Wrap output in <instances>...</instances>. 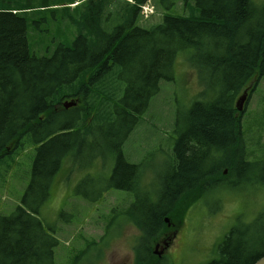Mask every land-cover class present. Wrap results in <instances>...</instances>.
Listing matches in <instances>:
<instances>
[{
	"label": "trees",
	"instance_id": "16d2710c",
	"mask_svg": "<svg viewBox=\"0 0 264 264\" xmlns=\"http://www.w3.org/2000/svg\"><path fill=\"white\" fill-rule=\"evenodd\" d=\"M2 1L0 160L7 158L4 165L9 169L20 149H36L20 205L10 215L0 214V264H56L57 230L45 226L41 211L61 192L65 198L60 190L69 182L70 163L75 167L79 162L81 168L101 157L114 162L111 177L118 181L98 189L97 195L121 190L135 196L128 208L114 211L141 233L134 248L136 264H162L165 258L153 253V245L172 233V225L183 223L188 207L226 184L242 166H255L246 161L242 118L264 77V5L253 0H171L166 7L182 4L191 10L190 17L166 15L160 25L145 29L140 8L149 0H81L73 8L76 0H37V5L28 0L18 6ZM152 3L156 6V0ZM59 13L76 37L69 45L63 34L53 52L35 56L29 21L41 31L38 26L46 16L57 19ZM180 54L198 76L200 98L184 116L177 115L175 157L159 202L153 204L138 189L141 167L129 163L123 149L161 83L175 81V68L184 60ZM67 101L75 107L65 109ZM222 156L224 162L210 164ZM90 180L86 177L77 190L83 193ZM83 195L88 204L96 203V197ZM113 221L107 223L102 240L113 230ZM205 231L201 237L206 238ZM236 238L229 232L213 245L214 252L206 251L218 256L207 264H256L264 257L248 253L244 243L231 246Z\"/></svg>",
	"mask_w": 264,
	"mask_h": 264
},
{
	"label": "rangeland",
	"instance_id": "374dc122",
	"mask_svg": "<svg viewBox=\"0 0 264 264\" xmlns=\"http://www.w3.org/2000/svg\"><path fill=\"white\" fill-rule=\"evenodd\" d=\"M27 1L6 0L2 3L18 6L27 4ZM35 1L37 5L38 1ZM170 1L164 4L162 0H156L157 7L152 3L156 13L147 20H141L140 26L152 29L160 25L166 15L190 17L191 10L184 9L182 4L166 7ZM253 1L258 6L264 5V0ZM147 14L150 15L149 9ZM46 18L47 21L38 26L41 31H35V25L32 20L29 21V44L31 53L37 57L46 56L48 49L53 52L62 42L63 34V39H67L69 45L77 35L75 29L73 31L63 21L64 14L59 13L57 19L48 14ZM44 30H48V33ZM180 56L184 60L175 68V81L161 83L160 93L151 101L147 113L140 119V126L131 134L123 149L128 162L141 167L142 184L138 186H142L141 193L146 195L150 203L159 200L166 171L172 168L171 158L175 157L174 145L179 136L175 127L177 115L180 113L184 116L200 98L198 76L187 64V56ZM242 129L246 161L255 163L254 168L249 170L247 166H242L241 171L235 172L226 184H219L215 192L188 207L183 223L175 225L179 226L178 234L167 233L161 237L159 251L165 243H171L169 250L164 253L166 258L162 264H207L218 256L217 253L207 254L206 251L214 252L213 245L220 244L229 232H234L238 237L231 246L244 243L248 253H264V77L253 93L249 109L243 114ZM35 149L26 145L19 150L9 169L7 165H1L0 214L10 215L20 205L31 179ZM225 159V156L215 157L210 164L215 166ZM6 161L7 158L3 163ZM79 165L76 162L74 167L70 163L72 172L69 182L64 183L60 190L65 192V198H62L61 192L43 207L40 215L45 226L57 230L59 246L55 249L56 264H134V248L141 239V233L125 217L114 211L122 212L134 203V194L112 190L101 197L97 195L98 189L113 187L118 181L111 177L114 167L112 160L105 163L101 157L95 159L92 165L86 163L81 168ZM88 176L91 182L83 193L79 192L78 185ZM83 194H87L89 199L96 197V203L88 204L89 200L85 202ZM63 211L66 213L64 216ZM112 218L114 228L102 240L107 223ZM69 222L75 224L62 225ZM191 228L196 232H190ZM175 230L172 228L171 232ZM201 231H205L206 238L201 237ZM93 243L97 246H92ZM155 247L154 244L152 250Z\"/></svg>",
	"mask_w": 264,
	"mask_h": 264
},
{
	"label": "water",
	"instance_id": "95a60500",
	"mask_svg": "<svg viewBox=\"0 0 264 264\" xmlns=\"http://www.w3.org/2000/svg\"><path fill=\"white\" fill-rule=\"evenodd\" d=\"M245 99H246V97L244 96L241 100H240V102H239V105H238V109L239 110H241L242 109V107H243V104H244V102H245ZM73 106V104H71V103H65L64 104V107L66 108V109H69V108H71ZM166 222L167 223H169V220L168 219H166ZM156 254H158V255H162V254H160V253H158V252H156ZM256 264H264V258H262L260 261H258Z\"/></svg>",
	"mask_w": 264,
	"mask_h": 264
},
{
	"label": "bare ground",
	"instance_id": "6f19581e",
	"mask_svg": "<svg viewBox=\"0 0 264 264\" xmlns=\"http://www.w3.org/2000/svg\"><path fill=\"white\" fill-rule=\"evenodd\" d=\"M146 6H147V8L150 10V17H152V16H154V14L156 13V8H155V6L152 4V0H149L147 3H146ZM183 6V5H182ZM145 6H142L140 9H141V11L143 10V8H144ZM185 9V8H184ZM186 9H188V8H186ZM145 20V19H144Z\"/></svg>",
	"mask_w": 264,
	"mask_h": 264
},
{
	"label": "built area",
	"instance_id": "2783aa9c",
	"mask_svg": "<svg viewBox=\"0 0 264 264\" xmlns=\"http://www.w3.org/2000/svg\"><path fill=\"white\" fill-rule=\"evenodd\" d=\"M147 6H145L144 8H143V14L145 15V16H149L148 14H147Z\"/></svg>",
	"mask_w": 264,
	"mask_h": 264
},
{
	"label": "flooded vegetation",
	"instance_id": "af4514ba",
	"mask_svg": "<svg viewBox=\"0 0 264 264\" xmlns=\"http://www.w3.org/2000/svg\"><path fill=\"white\" fill-rule=\"evenodd\" d=\"M175 235H176V233H175ZM167 247H168V246H167ZM165 249H166V248H165ZM165 249H164V250H165Z\"/></svg>",
	"mask_w": 264,
	"mask_h": 264
},
{
	"label": "crops",
	"instance_id": "0c3cea01",
	"mask_svg": "<svg viewBox=\"0 0 264 264\" xmlns=\"http://www.w3.org/2000/svg\"><path fill=\"white\" fill-rule=\"evenodd\" d=\"M185 8V7H184ZM186 9V8H185Z\"/></svg>",
	"mask_w": 264,
	"mask_h": 264
}]
</instances>
